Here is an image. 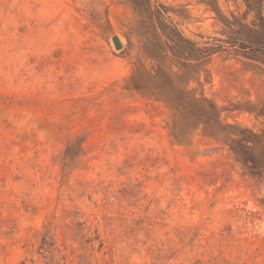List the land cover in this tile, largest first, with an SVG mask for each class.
Returning a JSON list of instances; mask_svg holds the SVG:
<instances>
[{"label": "rangeland", "instance_id": "1", "mask_svg": "<svg viewBox=\"0 0 264 264\" xmlns=\"http://www.w3.org/2000/svg\"><path fill=\"white\" fill-rule=\"evenodd\" d=\"M0 264H264V0H0Z\"/></svg>", "mask_w": 264, "mask_h": 264}, {"label": "water", "instance_id": "2", "mask_svg": "<svg viewBox=\"0 0 264 264\" xmlns=\"http://www.w3.org/2000/svg\"><path fill=\"white\" fill-rule=\"evenodd\" d=\"M114 41H115L116 46H119V43H118V41L116 40V38H114Z\"/></svg>", "mask_w": 264, "mask_h": 264}]
</instances>
